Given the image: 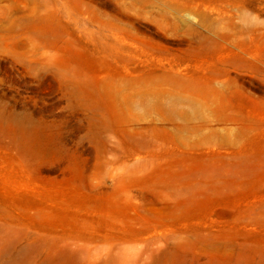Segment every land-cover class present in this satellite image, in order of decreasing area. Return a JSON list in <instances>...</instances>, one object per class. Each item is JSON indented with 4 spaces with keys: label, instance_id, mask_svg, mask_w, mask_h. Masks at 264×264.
Here are the masks:
<instances>
[{
    "label": "rangeland",
    "instance_id": "rangeland-1",
    "mask_svg": "<svg viewBox=\"0 0 264 264\" xmlns=\"http://www.w3.org/2000/svg\"><path fill=\"white\" fill-rule=\"evenodd\" d=\"M0 264H264V0H0Z\"/></svg>",
    "mask_w": 264,
    "mask_h": 264
}]
</instances>
